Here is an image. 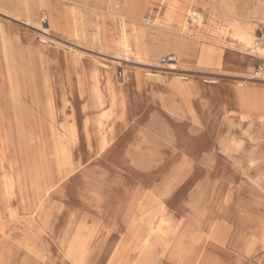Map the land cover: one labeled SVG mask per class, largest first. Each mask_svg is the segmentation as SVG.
Returning a JSON list of instances; mask_svg holds the SVG:
<instances>
[{
  "label": "rangeland",
  "instance_id": "rangeland-1",
  "mask_svg": "<svg viewBox=\"0 0 264 264\" xmlns=\"http://www.w3.org/2000/svg\"><path fill=\"white\" fill-rule=\"evenodd\" d=\"M109 1L50 0L53 29L47 10L41 29L0 4V264H80L78 243L81 264H141L151 219L162 233L142 264H264V114L240 102L264 97V58L230 29L260 36L258 0H114L121 13ZM187 10L202 15L199 35ZM170 14L193 31L182 51ZM124 24L145 34L144 60L110 46Z\"/></svg>",
  "mask_w": 264,
  "mask_h": 264
},
{
  "label": "bare ground",
  "instance_id": "bare-ground-1",
  "mask_svg": "<svg viewBox=\"0 0 264 264\" xmlns=\"http://www.w3.org/2000/svg\"><path fill=\"white\" fill-rule=\"evenodd\" d=\"M0 4L4 6L6 10H9L10 4L14 5V7H16L18 10L19 9L24 10L29 18L27 21L28 24H34L38 28H41V29H44V28H42L41 23L38 21L37 14L40 11L47 10L48 19H45V20H47L48 29L56 28L58 25V17H57V14L54 8L51 5L50 0H0ZM108 4L110 8L114 10L116 9L118 11L117 13H121V10H119V8L116 6L117 5L116 1L110 0ZM74 14L75 13L73 12V16ZM172 16H173L172 14L168 15V21L170 22L175 21L178 24L179 29H180L179 32H180L181 38L180 37L175 38L174 41H168V42L171 43L172 45L179 43L178 51H182L184 46L187 44V39H185L184 37L187 36V34H189L190 37H193V34H192L193 31L189 32L190 30L189 28H187L186 19H181V18L174 19V17ZM186 16H189V18H191L192 23H193L192 25L197 27L196 29L197 34L199 35L200 31L202 30V25H203L202 15L195 13L193 10H187ZM252 18L257 19L262 22L264 21V0H258V2L254 5ZM43 21L44 20L42 19V22ZM230 29H232V36L234 37L235 40L240 41L244 47L248 49H253L255 54H258L259 56L264 58V46L260 45L257 42L255 28L252 24L247 23V22L237 23L236 21H233L230 25ZM76 33L77 35L80 34L78 30H76ZM100 36H101V32L99 31L97 37L101 38ZM144 38H145V34L143 33V31H139L138 29L134 28L132 32L129 33L126 30V25L124 24V26L122 25V30H121L119 38L117 40L110 39L108 42L110 43V46L115 47V49L119 52L120 56H124L125 58L134 56L138 60L142 61L145 59V57H148L149 55L148 51L144 49L145 47L143 45ZM259 75H264V73L259 74ZM94 79L96 81V85L92 87V99H93L94 105L97 108H101L106 104V101L104 98V94L99 87V80H98L97 74L94 75ZM141 79L142 78L140 76H137L138 83L142 82ZM106 85H107V91L109 94V100H110L111 106L112 108H114L117 105L116 86L112 82L111 78L106 81ZM170 86L180 96L188 97L190 88L188 84H186L185 82L175 80L171 83ZM251 97L252 96H250V98L248 99L247 96L245 97L244 95L242 98H240L241 99L240 102H242L244 108L247 109L249 114H261V115L264 114V97L256 98L255 95L253 98ZM249 114L242 115V119H248L250 117ZM97 126L99 128V132L102 133L101 119L97 120ZM66 131L68 135L75 137L74 128L70 127ZM103 139H106V137L104 136ZM56 157H57L56 165L59 170H62L70 166V155L67 151L64 150L63 147H59L56 150ZM7 188L10 189L11 188L10 185ZM41 204L42 202H40L39 204L40 208L42 207ZM152 225H153V219L149 220L148 222V228H147L148 235L146 239L142 242L143 246L141 248V251H142L141 260H140L141 264L145 263L146 259L148 258L147 255L150 252L151 247H152L151 238L152 237L161 238L162 228L157 227L156 229H154ZM136 231L137 232L134 234V238L136 241H139V239L142 237L140 235V232L143 231L142 227L141 226L138 227ZM82 244L81 243L76 244L75 247H73L74 249L72 250L75 260L79 262L80 264L84 261V258H85V250L83 249Z\"/></svg>",
  "mask_w": 264,
  "mask_h": 264
},
{
  "label": "built area",
  "instance_id": "built-area-1",
  "mask_svg": "<svg viewBox=\"0 0 264 264\" xmlns=\"http://www.w3.org/2000/svg\"><path fill=\"white\" fill-rule=\"evenodd\" d=\"M43 23L47 24V20L44 19ZM257 42L260 45L264 46V29L261 31L260 36L257 38ZM119 76H122L121 72H119Z\"/></svg>",
  "mask_w": 264,
  "mask_h": 264
}]
</instances>
